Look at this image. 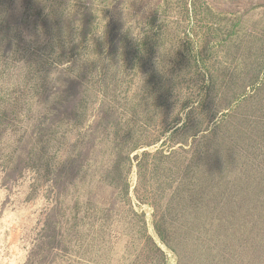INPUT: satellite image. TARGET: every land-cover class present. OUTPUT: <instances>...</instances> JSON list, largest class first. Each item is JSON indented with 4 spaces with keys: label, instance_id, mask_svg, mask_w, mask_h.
I'll use <instances>...</instances> for the list:
<instances>
[{
    "label": "rangeland",
    "instance_id": "rangeland-1",
    "mask_svg": "<svg viewBox=\"0 0 264 264\" xmlns=\"http://www.w3.org/2000/svg\"><path fill=\"white\" fill-rule=\"evenodd\" d=\"M0 264H264V0H0Z\"/></svg>",
    "mask_w": 264,
    "mask_h": 264
}]
</instances>
